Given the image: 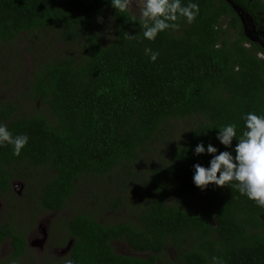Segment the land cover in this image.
<instances>
[{"label": "trees", "instance_id": "1", "mask_svg": "<svg viewBox=\"0 0 264 264\" xmlns=\"http://www.w3.org/2000/svg\"><path fill=\"white\" fill-rule=\"evenodd\" d=\"M233 2L264 20V0ZM152 5L0 0V54L35 36L25 87L42 103L0 102V189L23 167L54 170L29 203L59 212L56 247L74 241L40 263L0 225L14 246L0 264H264V44L227 0Z\"/></svg>", "mask_w": 264, "mask_h": 264}, {"label": "rangeland", "instance_id": "2", "mask_svg": "<svg viewBox=\"0 0 264 264\" xmlns=\"http://www.w3.org/2000/svg\"><path fill=\"white\" fill-rule=\"evenodd\" d=\"M128 7L132 12H134L137 16H147L148 13L151 12L153 9V5L151 0H126ZM106 29V27H104ZM101 31L105 32L103 28H101ZM53 36L50 35L49 38H52ZM37 39L35 36H28L23 40L22 43H20V49L18 52L11 53L8 57H5L4 54H0V56L4 57L3 61L5 62V68L2 69L0 72V102L2 101H14L18 104L19 107V113L24 114H34L37 110L36 108H41L42 103H39V101L35 100V102L31 103L30 99L28 97L26 86V81L29 77L33 74L35 67H33L34 64V49L35 47L39 48V42L36 41ZM57 44L55 42H51L50 47L53 50V48H57L59 51L61 49H64V45L56 46ZM56 46V47H54ZM29 50H32V52ZM74 50V49H71ZM58 55V54H57ZM53 57V56H52ZM1 59V58H0ZM10 83V84H9ZM9 85V86H8ZM27 90V91H26ZM39 103V106H38ZM44 110L47 111V108L44 107ZM162 150V148H160ZM166 152V150L164 151ZM22 171L27 175L28 180L27 183L29 184L30 188L33 189V193L37 194L38 190L40 189L39 181H40V174L38 168H32L31 166L23 167ZM18 182V181H15ZM25 182V181H24ZM23 183V182H22ZM112 183V182H111ZM120 184V179H117L115 183H113L112 188L117 191V186ZM87 184H85L86 186ZM27 188L26 182L23 183V187L17 186L18 191H23V189ZM134 190L135 194H137V191L141 193V189L139 186H135L131 188V192L134 196ZM24 191L20 195H15L11 198L9 204L13 205L12 208L8 209V213L13 216L19 215L21 213V208L24 205L25 202H27L29 196H23ZM2 212H4L2 210ZM111 214V213H109ZM70 215L69 213H65L64 216ZM4 217H8V214H4ZM58 215L54 214L51 216H45L44 213L41 214L34 226V229L31 231L30 234V240H29V249L32 253V257H44L45 254L50 255L48 252L47 244L39 245L35 244L32 245V243H38L40 242L43 237L44 233L47 232L49 235L50 229L48 228V223L52 224L54 221L58 220ZM49 220V221H48ZM40 223L42 224L40 227ZM116 250L118 252H122V254L129 255V256H138L140 255L139 252L135 251L128 243L126 242H117L115 243ZM62 248L60 250H57L56 252L61 253ZM12 253V248L0 247V257L1 258H7ZM44 254V255H42ZM175 253L172 252L171 256H174ZM32 259V258H30ZM42 262V261H41ZM54 264V263H52Z\"/></svg>", "mask_w": 264, "mask_h": 264}, {"label": "flooded vegetation", "instance_id": "3", "mask_svg": "<svg viewBox=\"0 0 264 264\" xmlns=\"http://www.w3.org/2000/svg\"><path fill=\"white\" fill-rule=\"evenodd\" d=\"M151 2H152V0H151ZM252 24H253V27L255 28L256 31L252 33L253 39H251L250 37L249 38L252 41H256V42H260V43L264 44V20H259L258 22H253ZM39 103H41L40 100H39ZM39 103H38V106H39ZM36 109L39 110V108H36ZM0 124L5 125L6 123H0ZM27 164H29V163H27ZM33 168H38L40 170L39 171L40 181L38 182L40 185V189H42L44 187L43 185L46 184V182L50 178L56 176V172L54 170L48 169L45 166H38V167H33ZM27 180H28V177L25 173L13 172L10 175L9 182L4 187H2L0 189V225L2 228H6V229L8 228V230L14 229V230L19 231L21 234H23L27 240V247L29 249L30 234H31V231L34 229V226H35V223H36L38 217L43 213L45 216L49 217V216L54 215V214L58 215L59 212L58 211H53V212L47 211L43 208L40 209L37 207L38 204L36 202L34 203L35 204L34 208H32V204L29 203V199H30V197H36V196L33 193L34 190L31 189L29 184L27 183ZM15 181H18V182H15ZM24 181L26 182L27 188L23 189V191L25 192L23 196H29V198H28L27 202H25L24 205L22 206L21 213L19 215L16 214V216H14V214H15L14 213L13 216H11L7 211H8V209L12 208L13 205H10L9 202L13 196L22 194L23 191H18L17 186L23 187V183L25 184ZM40 189L38 190V193H39ZM2 210L4 212H2ZM4 214H8V217H4ZM53 223H55V221ZM53 223L52 224L48 223V228L50 229L49 235L46 232V233H44V237L40 242L38 241V243H37V241H36V243H32V245L47 244V247H48L47 253H50V255L45 254L44 257H41V258L37 257L39 259L40 263H41V261H43V259H46V256H49V257L50 256H53V257L54 256L55 257L56 256H62V257L66 256L70 252L71 247H72L73 242H74L73 240L69 241L67 246L62 247L61 253L56 252L57 250H60L61 248L56 247L55 243L52 242L51 227H52ZM41 225L42 224L40 223L39 227ZM5 232H7V231L5 230ZM5 232H2V233L4 234ZM121 242H123V241H121ZM70 243H71V245H70ZM4 245H5V247L12 248V252H13V250H14L13 238L10 236V233L6 234L4 236V238H2V239L0 238V247H3ZM69 245H70V247H69ZM29 251H30V249H29ZM118 253L122 254V252H118ZM42 255H44V254H42ZM9 257H7V258H1L0 257V261L6 260ZM24 258L26 259L27 256H24Z\"/></svg>", "mask_w": 264, "mask_h": 264}, {"label": "water", "instance_id": "4", "mask_svg": "<svg viewBox=\"0 0 264 264\" xmlns=\"http://www.w3.org/2000/svg\"><path fill=\"white\" fill-rule=\"evenodd\" d=\"M229 1L233 7L235 8V10L240 14V17L242 19V22H243V27H244V30H245V34L250 37L251 39L252 38V33L255 32V28L253 27V19L251 17H249L248 15H244L243 14V8L240 7L239 5L235 4L233 2V0H227ZM71 245V243H70ZM69 245V247H70Z\"/></svg>", "mask_w": 264, "mask_h": 264}]
</instances>
